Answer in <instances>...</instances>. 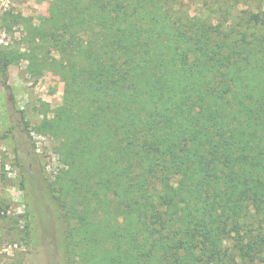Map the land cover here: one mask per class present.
I'll use <instances>...</instances> for the list:
<instances>
[{"label": "trees", "instance_id": "obj_1", "mask_svg": "<svg viewBox=\"0 0 264 264\" xmlns=\"http://www.w3.org/2000/svg\"><path fill=\"white\" fill-rule=\"evenodd\" d=\"M254 2L231 19L177 0H50L37 25L11 15L24 47L0 52L2 84L23 59L63 86L37 126L64 165L42 183L52 264H264Z\"/></svg>", "mask_w": 264, "mask_h": 264}, {"label": "rangeland", "instance_id": "obj_2", "mask_svg": "<svg viewBox=\"0 0 264 264\" xmlns=\"http://www.w3.org/2000/svg\"><path fill=\"white\" fill-rule=\"evenodd\" d=\"M177 1L183 5V13L187 16L201 15L214 19L241 16L242 10L255 3V0ZM49 2L0 0V52L4 48L22 51L24 47L21 42L23 26L16 23L11 15L20 13L37 25L47 14ZM231 8L233 10L229 11ZM1 81L2 77L0 264H52V260L61 257L51 250L49 237L42 234L43 229L54 223L47 216H41L46 210L41 204L45 199L42 183L44 180L52 181L64 165L55 152V139L38 132L37 126L46 109H53L61 103L63 86L48 71L38 80L30 78L23 59L9 65L6 85ZM47 116L51 117L52 112L47 111Z\"/></svg>", "mask_w": 264, "mask_h": 264}]
</instances>
